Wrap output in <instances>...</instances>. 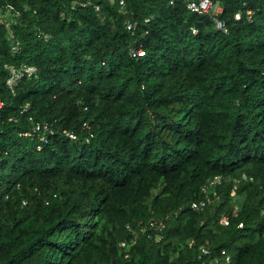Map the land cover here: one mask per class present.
<instances>
[{
    "label": "trees",
    "instance_id": "obj_1",
    "mask_svg": "<svg viewBox=\"0 0 264 264\" xmlns=\"http://www.w3.org/2000/svg\"><path fill=\"white\" fill-rule=\"evenodd\" d=\"M121 1L0 0V264H264V0Z\"/></svg>",
    "mask_w": 264,
    "mask_h": 264
},
{
    "label": "built area",
    "instance_id": "obj_2",
    "mask_svg": "<svg viewBox=\"0 0 264 264\" xmlns=\"http://www.w3.org/2000/svg\"><path fill=\"white\" fill-rule=\"evenodd\" d=\"M112 2H114L115 0H111ZM187 6L194 12H198V13H212L215 16V19L217 20V25L220 28H223L225 31H227V28L224 26L223 21L218 18V15L220 14V12L222 11V6L217 3L215 0H186ZM121 6H124L126 3L124 0H122L120 2ZM98 9L100 8L99 5L96 6ZM18 15L19 13H12L10 8L8 10H3L2 7H0V23H5L8 27H10L11 25V21L9 20V18H11V15ZM237 18H240V13H238L236 15ZM129 28L133 27V23H130L128 25ZM196 31V28L194 29ZM10 32V38L14 39L15 35L12 33V30H9ZM18 43H16L13 46V49L17 48ZM132 54L134 56L136 55H143L145 53V51L141 48H136L134 47L132 50ZM6 67L8 68L9 74L8 77L6 79V84L12 89L14 90L15 87L17 86V84L19 83V81L23 78V77H33L35 75H37L38 72V68L36 65H29V64H23L21 66H16L15 64H6ZM5 106V102L0 99V110L3 109V107ZM46 130L48 129V125L47 124H43V123H37L35 128H34V132L37 131H41V130ZM26 134H31V132H28ZM68 135L71 138H76V135L73 133H68ZM43 138H45V135L43 136ZM221 180L220 176H216L215 178H213L210 182V184L205 185L204 186V191H208V189L211 186H214L216 183H218ZM207 201L206 200H200V201H193L192 202V206L194 208L197 209H202L206 206ZM221 223L223 224H228L229 223V217L227 215H223L220 219ZM151 224L153 226H156V221H151ZM165 227L166 224L164 222H161L159 224V226L157 227V231L156 233L153 234H149L150 237H154L156 240H161L164 237V231H165ZM133 240H124L122 242L119 243V247L121 252H124V255L126 258L130 257V250H131V246H132ZM201 253H208L209 252V248L206 246H203L201 249ZM231 258L230 256L227 257V260L229 261ZM203 264H205V261H203Z\"/></svg>",
    "mask_w": 264,
    "mask_h": 264
}]
</instances>
